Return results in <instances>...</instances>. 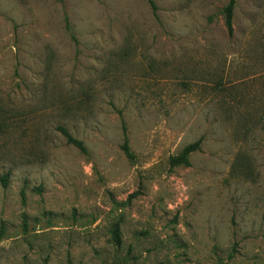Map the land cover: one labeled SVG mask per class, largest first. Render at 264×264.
<instances>
[{
    "label": "rangeland",
    "instance_id": "obj_1",
    "mask_svg": "<svg viewBox=\"0 0 264 264\" xmlns=\"http://www.w3.org/2000/svg\"><path fill=\"white\" fill-rule=\"evenodd\" d=\"M154 2L0 0V264H264V0Z\"/></svg>",
    "mask_w": 264,
    "mask_h": 264
},
{
    "label": "trees",
    "instance_id": "obj_2",
    "mask_svg": "<svg viewBox=\"0 0 264 264\" xmlns=\"http://www.w3.org/2000/svg\"><path fill=\"white\" fill-rule=\"evenodd\" d=\"M62 1V0H59ZM235 1L236 0H228V2L226 3V5L223 7V17H224V25L226 28V31L228 33L229 36L232 35L233 33V25H232V19H233V9L235 6ZM151 12L152 14L156 15V4L154 2V0H147ZM61 134L65 137L66 142L69 144L74 145L80 152L82 153H86V147L84 146V144L82 143L81 140L73 137L69 131L62 127V126H58L57 128ZM122 133H123V141L120 145V148L122 149L124 155L128 158V159H133L134 154L130 149L129 146V141L126 135V128L123 125L122 126ZM200 148V139L186 144L185 146L182 147V149L175 155H171L168 159V164L171 167H175V166H179V165H183V166H188L190 165L189 162V155L193 152L196 151ZM7 174L2 175L0 177V182L3 186H6L7 184ZM39 189V188H38ZM20 196H21V202L22 204L25 203V192L23 189H21L20 191ZM132 195L128 196V201L131 199ZM111 235V240L115 245H119L120 244V234H119V229H118V225H113L111 227V231H110Z\"/></svg>",
    "mask_w": 264,
    "mask_h": 264
}]
</instances>
